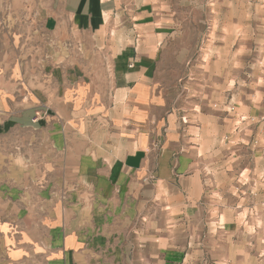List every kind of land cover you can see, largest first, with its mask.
Segmentation results:
<instances>
[{
    "label": "rangeland",
    "instance_id": "1",
    "mask_svg": "<svg viewBox=\"0 0 264 264\" xmlns=\"http://www.w3.org/2000/svg\"><path fill=\"white\" fill-rule=\"evenodd\" d=\"M34 5L0 0V216L41 213L73 184L58 165L56 130L33 124L47 113L30 122L45 87L65 85L53 75L84 74L105 90L119 47L139 43L146 55L150 44L158 88L195 124L186 126L203 124L205 192L195 209L170 217L156 205L144 214L153 224L134 228L167 239L187 264H230V252L264 264V0H123L100 33L63 36L44 30Z\"/></svg>",
    "mask_w": 264,
    "mask_h": 264
},
{
    "label": "crops",
    "instance_id": "2",
    "mask_svg": "<svg viewBox=\"0 0 264 264\" xmlns=\"http://www.w3.org/2000/svg\"><path fill=\"white\" fill-rule=\"evenodd\" d=\"M30 1L44 17V30L62 36L100 33L98 21L123 4ZM146 50L144 55L139 43L120 46L112 85L105 90H96L84 74H68L66 80L59 71L53 75L65 85L59 91L45 87L47 103L31 110L30 122L37 112L47 113L33 124L56 130L58 165L73 184L65 186L64 200L41 213L0 216V264H187L185 252L171 253L167 239L134 228L140 218L153 224L144 214L154 213L156 205L170 217L195 209L205 192L196 159L203 124L182 121L156 84L153 45ZM230 264L256 263L230 252Z\"/></svg>",
    "mask_w": 264,
    "mask_h": 264
},
{
    "label": "built area",
    "instance_id": "3",
    "mask_svg": "<svg viewBox=\"0 0 264 264\" xmlns=\"http://www.w3.org/2000/svg\"><path fill=\"white\" fill-rule=\"evenodd\" d=\"M38 115H39V114H38ZM38 115H37V119H35L34 122H37V121H38V119H39V118H38V117H39Z\"/></svg>",
    "mask_w": 264,
    "mask_h": 264
}]
</instances>
